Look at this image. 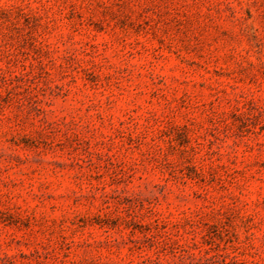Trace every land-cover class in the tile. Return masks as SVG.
<instances>
[{"label":"rangeland","instance_id":"1","mask_svg":"<svg viewBox=\"0 0 264 264\" xmlns=\"http://www.w3.org/2000/svg\"><path fill=\"white\" fill-rule=\"evenodd\" d=\"M0 264H264V0H0Z\"/></svg>","mask_w":264,"mask_h":264}]
</instances>
